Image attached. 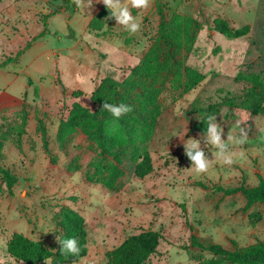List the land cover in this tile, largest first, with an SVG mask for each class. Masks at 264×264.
Masks as SVG:
<instances>
[{"label":"rangeland","instance_id":"374dc122","mask_svg":"<svg viewBox=\"0 0 264 264\" xmlns=\"http://www.w3.org/2000/svg\"><path fill=\"white\" fill-rule=\"evenodd\" d=\"M157 3L166 18L177 13L200 23L191 50L177 57L203 78L180 92L170 86L167 64L156 79L133 83V94L145 89V96L158 104L155 123L145 138L140 124L135 134L124 129L120 161L105 156L103 162L113 171L99 173L101 153L95 140L75 129L61 146L58 124L74 103L96 109L90 95L103 77H130L157 36ZM102 5L94 0L90 14L73 0L69 8L63 0H0V62L42 29L45 13L54 12L47 19L46 35L30 42L17 61L0 67V165L17 177L12 193L0 177V264H26L7 252L13 233L53 247L59 205L78 210L87 229L86 255L63 264H107L114 248L146 229L162 235L148 264H194L210 257L209 251L191 244V235L227 249H233V242H264V205L245 208L240 192L225 195L212 189L254 186L259 174L264 176V114H250L224 100L241 95L249 84L246 78L264 81V0H152L146 10L129 5L140 24L135 34L114 18L99 30L90 28ZM215 18L232 28L247 25L248 31L226 36L213 28ZM208 115L217 116L225 140L229 131L239 136L237 122L246 121L241 126L248 139L230 147L235 153L230 166L213 159L216 150L203 143L207 127L193 126ZM190 138L201 139L202 149L213 159L205 174H195L184 153L183 142ZM145 152L152 170L140 178L135 167Z\"/></svg>","mask_w":264,"mask_h":264},{"label":"trees","instance_id":"16d2710c","mask_svg":"<svg viewBox=\"0 0 264 264\" xmlns=\"http://www.w3.org/2000/svg\"><path fill=\"white\" fill-rule=\"evenodd\" d=\"M63 1L64 6L69 8L71 0ZM157 11L160 17L157 36L150 46L149 52L133 67L130 77L120 81L109 76L103 77L90 95L92 102L97 105L96 109L91 111L85 106L74 103L67 117L61 119L58 124L56 139L61 146H64L68 136L75 129H80L85 135L95 140L101 153V159L96 166V170L99 173L104 169L109 170V172L113 171L112 165H106L103 162L105 156L109 155L115 161H120L119 145L123 144L121 135L124 129L128 128L133 133L137 124H140L142 138H145L150 134L155 123V118L159 111L158 104L145 96V89L139 95L133 94V89L135 88L133 83L156 79L159 77L164 65L167 64L172 70L169 80L170 86L173 89H179L180 92H187L194 88L203 78L202 74L185 66L183 61L177 57L179 52H189L191 50L196 32L200 29V23L195 18L177 13L166 18L160 3H157ZM52 14L54 12L50 11L42 16V29L30 41L26 42L23 47L17 50L13 56H8L2 60L0 67L17 61L24 50L30 46V42L46 35L47 19ZM109 16V10L102 5L89 21L88 26L99 30ZM213 28L229 37L242 36L248 31L247 25L232 28L220 18L213 20ZM236 78L240 79V77ZM246 80L249 84L243 88L242 94L237 98L229 97L224 99L225 104L244 108L250 114H264V81H260L256 77H253V79L246 78ZM105 101L115 105L123 103L130 106L132 110L117 119L102 108ZM111 124L112 127H110ZM193 126L204 130L208 126L207 117L203 116ZM37 129L41 132L45 150L49 152L45 128L40 120H38ZM151 170V159L148 153L145 152L142 159L136 164L135 173L142 178ZM0 177L8 193H12V188L17 182L16 175L8 168L0 165ZM200 185L204 186L203 184ZM212 189L221 191L225 195L240 192L245 198V208L250 207L254 203L264 205V176L260 174L258 182L254 186L239 185L224 188L219 185H213ZM55 215L58 224V237L62 240L76 238L81 249L78 255L74 257L61 255V245L58 242L53 247H50L40 239H30L21 233H13L8 239L6 243L7 252L15 259L26 264H37L46 260H49L51 264H63L77 262L84 257L87 253V229L83 215L78 210L63 205H59V210ZM161 237L160 231L151 229L133 233L120 246L111 251L107 264H148V259L156 251ZM233 243V249H227L218 243L191 235L192 245L211 253L210 257L199 260L194 264H221L223 261H228L231 264L264 262L263 241H257L245 246Z\"/></svg>","mask_w":264,"mask_h":264},{"label":"clouds","instance_id":"9594fccd","mask_svg":"<svg viewBox=\"0 0 264 264\" xmlns=\"http://www.w3.org/2000/svg\"><path fill=\"white\" fill-rule=\"evenodd\" d=\"M77 8L87 9L91 14L94 7V0H73ZM96 3H102L110 12V16L106 19L114 18L117 25L123 28L130 34H135L140 31V24L132 16L129 5L132 8L146 10L150 7L152 0H95ZM102 108L112 114L113 117L119 119L122 115L130 112L132 109L126 104H111L104 102ZM237 122L239 128V136L232 131L227 134V139H223V129L217 123V116H207V129L204 131L202 139L206 147L211 145L216 151L213 159H218L224 165H231L233 161L234 152L230 150L231 146L243 145L248 139V132L245 127L241 125L245 123ZM264 132V129H260ZM184 153L191 162L192 171L197 174H205L212 167V160L206 155L205 150L201 147V139L190 138L187 142H183ZM57 242L61 245V255L76 256L80 253V246L76 238L60 239L56 237ZM44 264L46 262L44 261Z\"/></svg>","mask_w":264,"mask_h":264}]
</instances>
